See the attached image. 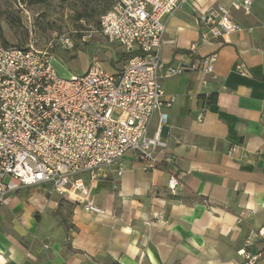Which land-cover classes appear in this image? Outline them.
Returning <instances> with one entry per match:
<instances>
[{
  "label": "crops",
  "instance_id": "0c3cea01",
  "mask_svg": "<svg viewBox=\"0 0 264 264\" xmlns=\"http://www.w3.org/2000/svg\"><path fill=\"white\" fill-rule=\"evenodd\" d=\"M231 2L188 0L165 18L166 63L218 54L216 78L187 68L163 81L177 96L162 128L173 163L147 170L128 154L122 174H84L99 213L49 185L11 191L0 206V264H243L242 249H264V0L232 10L245 30L224 42L203 38L197 14Z\"/></svg>",
  "mask_w": 264,
  "mask_h": 264
},
{
  "label": "built area",
  "instance_id": "2783aa9c",
  "mask_svg": "<svg viewBox=\"0 0 264 264\" xmlns=\"http://www.w3.org/2000/svg\"><path fill=\"white\" fill-rule=\"evenodd\" d=\"M254 1L232 0L230 6L197 11L203 38L224 42L245 30L232 10L250 13ZM186 2L115 0L100 15V32L125 52H137L115 71L93 60L84 73L60 77L53 65L54 48H74L72 35L57 36L43 47L9 46L0 40V206L10 205L13 190L49 185L85 210L99 213L84 174L106 166H116L122 174L128 154L147 170L173 163L162 128L169 116L166 109L177 96L166 93L164 79L187 68L217 77L216 52L189 67L163 60L165 18ZM91 36L83 33L79 41L85 43ZM237 70L247 73L241 64ZM157 113L159 128L149 135ZM179 185L172 173L168 187L175 191ZM259 235L264 236V228ZM240 252L243 264H255L264 255V249L254 253L246 247Z\"/></svg>",
  "mask_w": 264,
  "mask_h": 264
},
{
  "label": "rangeland",
  "instance_id": "374dc122",
  "mask_svg": "<svg viewBox=\"0 0 264 264\" xmlns=\"http://www.w3.org/2000/svg\"><path fill=\"white\" fill-rule=\"evenodd\" d=\"M114 2L44 0L30 4L25 0H0L1 41L9 46L43 47L57 36L72 35L77 43L74 48H54L53 65L60 77L69 79L84 73L93 60L102 61L109 70H119L125 63L121 58L125 51L106 40L99 26L100 15ZM83 33L92 34L85 43L79 41Z\"/></svg>",
  "mask_w": 264,
  "mask_h": 264
},
{
  "label": "trees",
  "instance_id": "16d2710c",
  "mask_svg": "<svg viewBox=\"0 0 264 264\" xmlns=\"http://www.w3.org/2000/svg\"><path fill=\"white\" fill-rule=\"evenodd\" d=\"M26 2H28V3H30V4H33V3H41V2H43L44 0H25ZM109 8V7H108ZM108 8H106L105 10H107ZM104 10V11H105ZM103 11V12H104ZM80 17H83V15H80ZM79 17V18H80ZM2 39V27H1V25H0V40ZM5 45H7V42H5L4 43ZM135 53H137V52H124L123 54H122V56H121V58L122 59H124L125 60V62L132 56V55H134ZM165 167H168V165L167 166H165Z\"/></svg>",
  "mask_w": 264,
  "mask_h": 264
}]
</instances>
